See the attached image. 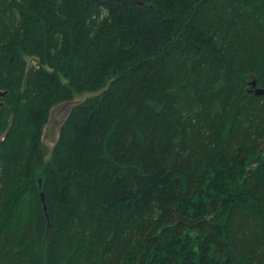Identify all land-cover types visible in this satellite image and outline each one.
<instances>
[{"label": "trees", "instance_id": "16d2710c", "mask_svg": "<svg viewBox=\"0 0 264 264\" xmlns=\"http://www.w3.org/2000/svg\"><path fill=\"white\" fill-rule=\"evenodd\" d=\"M253 80L264 0H0V264H264Z\"/></svg>", "mask_w": 264, "mask_h": 264}, {"label": "rangeland", "instance_id": "374dc122", "mask_svg": "<svg viewBox=\"0 0 264 264\" xmlns=\"http://www.w3.org/2000/svg\"><path fill=\"white\" fill-rule=\"evenodd\" d=\"M62 79L63 81H67V79L64 77H62ZM95 94H97V92L76 93L72 101L62 103L53 108L50 120L43 132V142L47 150L51 151L54 144L56 143L59 137L61 125L65 120L71 106L77 102L94 96Z\"/></svg>", "mask_w": 264, "mask_h": 264}, {"label": "water", "instance_id": "95a60500", "mask_svg": "<svg viewBox=\"0 0 264 264\" xmlns=\"http://www.w3.org/2000/svg\"><path fill=\"white\" fill-rule=\"evenodd\" d=\"M252 88L255 92L256 95H263L264 94V88H259L256 85V80H253L251 82ZM7 91L6 90H0V106L2 105V101L1 99L6 95ZM0 144H1V140H0ZM40 184L42 183V180L39 181ZM41 197H42V202H43V208L45 210V212H47V205H46V201H45V197L44 194L41 193Z\"/></svg>", "mask_w": 264, "mask_h": 264}]
</instances>
